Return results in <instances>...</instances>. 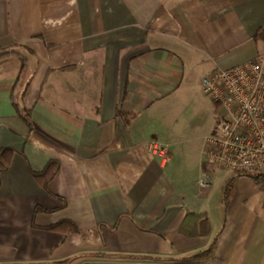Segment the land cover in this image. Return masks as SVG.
Masks as SVG:
<instances>
[{
    "label": "crops",
    "instance_id": "crops-1",
    "mask_svg": "<svg viewBox=\"0 0 264 264\" xmlns=\"http://www.w3.org/2000/svg\"><path fill=\"white\" fill-rule=\"evenodd\" d=\"M8 49L27 61L0 58V264H264V190L204 163L202 90L264 54V0H0Z\"/></svg>",
    "mask_w": 264,
    "mask_h": 264
},
{
    "label": "built area",
    "instance_id": "built-area-1",
    "mask_svg": "<svg viewBox=\"0 0 264 264\" xmlns=\"http://www.w3.org/2000/svg\"><path fill=\"white\" fill-rule=\"evenodd\" d=\"M202 90L221 107L205 140L204 163L236 175L264 172V54L210 71L202 78ZM152 150L166 154L157 141Z\"/></svg>",
    "mask_w": 264,
    "mask_h": 264
},
{
    "label": "trees",
    "instance_id": "trees-1",
    "mask_svg": "<svg viewBox=\"0 0 264 264\" xmlns=\"http://www.w3.org/2000/svg\"><path fill=\"white\" fill-rule=\"evenodd\" d=\"M7 56H17L20 57L24 63V66L26 64V57L14 50H3L0 51V58H4ZM15 97V96H14ZM14 103L16 105L17 112L19 116L28 124L30 128L33 127L32 121H31V114L30 111L27 109H24L22 107H19V104L17 103V100L14 98ZM133 115L129 116V118H132ZM11 152L9 149H5L0 154V170L1 168H4L3 165V158L6 156V153ZM60 162L57 160H51L45 167V169L42 172L35 173L36 178L40 181V183L44 186H47V184L54 178L56 173L59 170ZM237 175H247L250 177L262 190H264V172H255V173H249V174H237ZM234 178H230L225 186H224V192H223V198L224 202L226 204L227 198L230 193V189L232 186V181ZM206 217H203V222L206 221ZM52 230H63L66 232L69 231H75L79 232V228L76 226V224L70 220H63L58 222L57 224L51 225L48 227ZM215 243V240L211 243L208 249L201 251L195 255L190 256L187 260L188 261H195V260H201L202 258H209L212 252L213 245ZM91 256H97V257H114L115 255H108V254H91ZM73 259H67L61 262L57 263H49V264H69ZM184 264H201V263H184Z\"/></svg>",
    "mask_w": 264,
    "mask_h": 264
},
{
    "label": "rangeland",
    "instance_id": "rangeland-1",
    "mask_svg": "<svg viewBox=\"0 0 264 264\" xmlns=\"http://www.w3.org/2000/svg\"><path fill=\"white\" fill-rule=\"evenodd\" d=\"M205 95H206V94H205ZM206 96H207V95H206ZM218 110H220V111H221V107H219V109H218ZM215 122H216V121H215ZM215 122H214V123H215Z\"/></svg>",
    "mask_w": 264,
    "mask_h": 264
}]
</instances>
